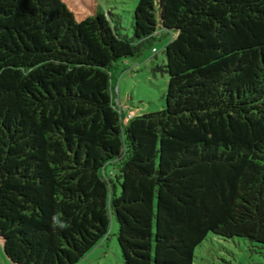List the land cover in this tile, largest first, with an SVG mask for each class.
I'll use <instances>...</instances> for the list:
<instances>
[{"label":"trees","instance_id":"trees-1","mask_svg":"<svg viewBox=\"0 0 264 264\" xmlns=\"http://www.w3.org/2000/svg\"><path fill=\"white\" fill-rule=\"evenodd\" d=\"M0 0V249L79 264H194L214 234L264 248V0ZM161 111L125 123L115 72L159 36ZM53 217L67 225L60 228Z\"/></svg>","mask_w":264,"mask_h":264},{"label":"rangeland","instance_id":"rangeland-1","mask_svg":"<svg viewBox=\"0 0 264 264\" xmlns=\"http://www.w3.org/2000/svg\"><path fill=\"white\" fill-rule=\"evenodd\" d=\"M100 8L118 15L123 35L133 37V15L139 0H97ZM169 35L159 36L144 48L139 57L125 60L115 72V102L124 111L125 123L129 118L161 111L168 87L165 46ZM119 226L113 219L109 237L103 240L79 264H124L117 241ZM0 264H9L0 249ZM194 264H264V248L245 239H223L214 234L196 250Z\"/></svg>","mask_w":264,"mask_h":264},{"label":"clouds","instance_id":"clouds-1","mask_svg":"<svg viewBox=\"0 0 264 264\" xmlns=\"http://www.w3.org/2000/svg\"><path fill=\"white\" fill-rule=\"evenodd\" d=\"M55 225H58L60 228H65L67 225L63 223L58 217H53Z\"/></svg>","mask_w":264,"mask_h":264},{"label":"crops","instance_id":"crops-1","mask_svg":"<svg viewBox=\"0 0 264 264\" xmlns=\"http://www.w3.org/2000/svg\"><path fill=\"white\" fill-rule=\"evenodd\" d=\"M107 240V239H106Z\"/></svg>","mask_w":264,"mask_h":264}]
</instances>
